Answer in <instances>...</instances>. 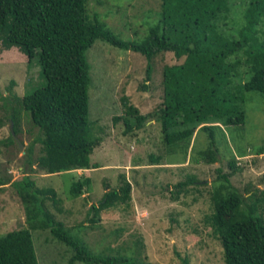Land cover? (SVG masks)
<instances>
[{
	"label": "trees",
	"instance_id": "obj_1",
	"mask_svg": "<svg viewBox=\"0 0 264 264\" xmlns=\"http://www.w3.org/2000/svg\"><path fill=\"white\" fill-rule=\"evenodd\" d=\"M91 0H0V41L5 49L17 47L35 61L46 82L31 93L16 97L10 121L18 133L20 109L26 111L41 135L37 157L39 169L47 174L98 167L90 155L98 143L89 120L90 65L86 51L95 40L142 54L146 60L145 80L151 78L154 58L165 51L182 58L179 64L162 69V100L146 114L121 97L124 132L141 129L154 119L160 125L162 143L177 159L194 150L198 132L207 134L204 148L195 151V162L213 164L220 160L217 130L240 126L245 122L243 103L247 92L264 96V38L257 27L264 16V0H250L243 13V23L230 31L231 10L246 0H160L157 22L140 41L118 38L97 16L90 18ZM146 91L149 86L141 85ZM10 137L12 133L10 132ZM33 145L25 150V165L34 164ZM242 156V155H241ZM152 161L159 156L150 155ZM236 156L228 159V172L216 169L209 192L210 214L206 215L213 235L222 246L224 264H264V191L243 195L231 182L238 170ZM91 179H73L70 193L88 192ZM5 181L0 179V185ZM194 175L173 185L172 198L178 200L188 186L198 184ZM26 210V227L0 234V264H39L32 230H48L56 241L69 246L73 253L67 264H154L140 250L116 252L94 257L87 243L72 229L57 220L45 205L48 200L57 211L62 201L54 188H38L28 176L11 182ZM197 192L199 188H193ZM131 185L124 175L117 189H108L101 200L91 203L89 222L117 205L128 206ZM182 264H189L182 258Z\"/></svg>",
	"mask_w": 264,
	"mask_h": 264
},
{
	"label": "rangeland",
	"instance_id": "obj_2",
	"mask_svg": "<svg viewBox=\"0 0 264 264\" xmlns=\"http://www.w3.org/2000/svg\"><path fill=\"white\" fill-rule=\"evenodd\" d=\"M250 0L236 3L230 16V31L243 23V13ZM160 0H91L87 4L90 18L97 16L122 40L140 41L150 26L158 20ZM264 38V16L257 27ZM90 65L89 113L92 131L99 137L90 155L91 164L98 167L47 174L39 169L37 157L41 146L36 138L38 126L31 123L29 114L20 109L18 133L10 130L9 116L18 106L16 97L31 93L43 86L35 61L17 47L5 49L0 41V234L26 227V210L11 182L28 176L38 188L52 187L61 198L57 211L46 200V207L57 220L83 239L94 257L116 252L140 250L154 264H224L222 246L213 235L206 215L210 214L209 192L216 178V169L228 172V159L236 156L239 167L231 175L232 184L245 196L250 191H264V96L247 92L243 103L246 118L240 126H223L216 132L220 160L208 164L195 162V151L204 148L207 134L198 132L194 150L173 157L162 143L160 125L154 119L141 129L125 133L121 120L113 118L122 113L121 97H129L140 113L151 112L162 100V69L179 64L170 51L158 54L153 60L151 78L145 80L146 58L132 50H124L100 39L86 51ZM149 88L144 91L141 85ZM13 128V123H12ZM10 132L14 138L10 137ZM20 142L22 148L19 146ZM33 145L34 164L25 165V150ZM150 155L159 156L152 161ZM242 155V156H241ZM121 175L130 182L129 205H117L99 214L91 223L87 214L91 203L97 204L108 189H117ZM194 175L198 184L193 191L184 192L173 200V185ZM89 177L87 193L73 196L69 189L73 179ZM193 188H199L197 192ZM39 264H67L73 250L51 237L48 230L31 231ZM74 264H101L75 262Z\"/></svg>",
	"mask_w": 264,
	"mask_h": 264
},
{
	"label": "water",
	"instance_id": "obj_3",
	"mask_svg": "<svg viewBox=\"0 0 264 264\" xmlns=\"http://www.w3.org/2000/svg\"><path fill=\"white\" fill-rule=\"evenodd\" d=\"M10 130L13 133V130H12V122H10ZM18 143H19V146L22 148V144L20 142H18Z\"/></svg>",
	"mask_w": 264,
	"mask_h": 264
}]
</instances>
